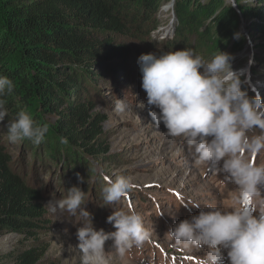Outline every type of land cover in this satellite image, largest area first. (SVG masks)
I'll return each mask as SVG.
<instances>
[{
	"label": "rangeland",
	"instance_id": "1",
	"mask_svg": "<svg viewBox=\"0 0 264 264\" xmlns=\"http://www.w3.org/2000/svg\"><path fill=\"white\" fill-rule=\"evenodd\" d=\"M240 1L245 4L248 0ZM247 24L243 22L241 26L245 40L242 49L236 51L232 43L226 49L209 46L194 30L179 34L174 0L164 1L153 20L128 39L131 48L128 59L113 67L107 63L98 66L95 83L86 86L80 94V102L91 103L93 112L104 118L103 133L99 136V141L107 145L104 153L90 154L79 144L74 145L63 137L67 143L60 145V155L49 156L22 141L9 142L8 123L0 122V141L11 156V166L21 171L27 180H34L45 204L51 199L66 197L68 189L76 186L85 192V207L97 230H116L107 222L113 211L133 210L143 217L145 227L152 234L150 241L140 248L133 247L123 257L111 245L112 241H107L105 254L109 264H199L200 258L206 254L203 248L188 252L170 243L165 233L206 206L224 211L237 206L239 189L235 184L227 181L223 173L197 164L184 139L169 136L163 123L158 128L155 126L149 115L146 92L141 86L138 57L150 52L159 55L190 48L210 61L219 51L227 52L232 57L233 71L240 76L241 88L250 97L259 95L264 101V36ZM115 39L119 43L125 42L123 37ZM120 99L128 105L123 114L115 111V104ZM141 102L145 106L137 107ZM154 110L159 112V109ZM44 120L55 129V114L45 115ZM255 134H259V129L249 133ZM55 138L62 137L56 135ZM54 142L55 139L52 144ZM66 146L76 151L75 155H68ZM245 156L256 164H264V152ZM118 175L131 178L134 189L126 199L110 206L102 205V190L107 186V180H114ZM259 199L264 200V194ZM188 200L200 206L181 205L182 201ZM46 218L48 224L38 235L40 242L32 241L24 232L4 231L0 234V264H15L19 253L37 243L46 246L38 264H80L79 252L71 248L78 245L77 229L87 226L89 221L80 217L79 212L73 216L60 210L55 214L47 212ZM222 264H228L227 260Z\"/></svg>",
	"mask_w": 264,
	"mask_h": 264
},
{
	"label": "trees",
	"instance_id": "2",
	"mask_svg": "<svg viewBox=\"0 0 264 264\" xmlns=\"http://www.w3.org/2000/svg\"><path fill=\"white\" fill-rule=\"evenodd\" d=\"M164 1L171 0H0V75L14 85L4 97L8 115L3 121L9 124L24 110L43 125L45 115L55 114V129L47 124L40 145L21 141L49 156L60 155L63 137L90 154L106 152L107 145L99 141L104 118L93 112L91 103L82 104L80 94L95 83L98 66L113 67L128 59V39L153 20ZM236 2L174 0L178 33L194 30L209 46L226 49L232 43L236 51L242 49L243 22L251 20L247 25L264 36V0ZM66 149L75 155L71 147ZM45 205L34 180L11 166L0 141V234L19 231L40 242L38 235L48 224ZM45 252L43 244H32L15 264H38Z\"/></svg>",
	"mask_w": 264,
	"mask_h": 264
},
{
	"label": "clouds",
	"instance_id": "3",
	"mask_svg": "<svg viewBox=\"0 0 264 264\" xmlns=\"http://www.w3.org/2000/svg\"><path fill=\"white\" fill-rule=\"evenodd\" d=\"M236 3L233 0L232 6ZM231 61L227 52L219 51L207 61L190 48L138 57L141 86L155 126L163 123L169 136L182 137L197 164L223 173L239 189L238 204L231 210L206 206L174 224L165 238L188 252L203 248L206 254L199 264H222L225 260L228 264H264V200L259 199L264 194V164L245 156L264 152V101L259 95L250 97L241 88ZM13 91V81L0 75V122L8 115L4 97ZM144 106L141 102L137 107ZM127 108L124 100L115 104L118 113H125ZM256 129L259 134L249 135ZM48 131L47 124H37L28 112L20 110L8 124L7 138L11 143L27 139L38 146ZM134 187L125 175L108 179L102 190V205L126 199ZM86 202L85 192L73 186L66 197L51 199L45 205L51 214L60 210L75 216L79 212L89 221L77 229L78 245L70 247L79 252L80 264H109L105 254L109 240L121 257L150 241L152 234L143 217L133 210L113 211L107 217L115 231L95 229ZM189 204L200 206L192 200L181 202L185 207Z\"/></svg>",
	"mask_w": 264,
	"mask_h": 264
},
{
	"label": "water",
	"instance_id": "4",
	"mask_svg": "<svg viewBox=\"0 0 264 264\" xmlns=\"http://www.w3.org/2000/svg\"><path fill=\"white\" fill-rule=\"evenodd\" d=\"M236 5V4H235Z\"/></svg>",
	"mask_w": 264,
	"mask_h": 264
}]
</instances>
